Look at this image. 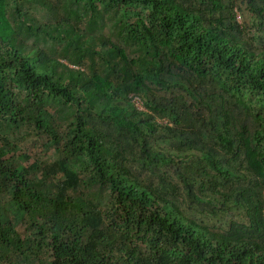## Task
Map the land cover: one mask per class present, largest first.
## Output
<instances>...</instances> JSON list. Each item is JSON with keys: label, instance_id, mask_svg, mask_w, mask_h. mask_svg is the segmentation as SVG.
<instances>
[{"label": "trees", "instance_id": "1", "mask_svg": "<svg viewBox=\"0 0 264 264\" xmlns=\"http://www.w3.org/2000/svg\"><path fill=\"white\" fill-rule=\"evenodd\" d=\"M0 264H264V0H0Z\"/></svg>", "mask_w": 264, "mask_h": 264}, {"label": "rangeland", "instance_id": "2", "mask_svg": "<svg viewBox=\"0 0 264 264\" xmlns=\"http://www.w3.org/2000/svg\"><path fill=\"white\" fill-rule=\"evenodd\" d=\"M138 107L141 108L142 105L138 102ZM51 151L44 147L43 139H30L25 141H20V151H15L11 154V159L16 160L23 166H27L30 162L34 160H39V162H49V157Z\"/></svg>", "mask_w": 264, "mask_h": 264}]
</instances>
